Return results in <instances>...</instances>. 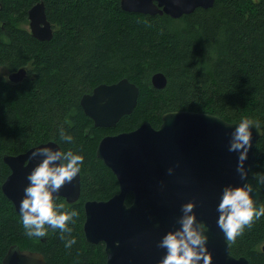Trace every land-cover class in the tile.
Masks as SVG:
<instances>
[{
    "label": "trees",
    "instance_id": "1",
    "mask_svg": "<svg viewBox=\"0 0 264 264\" xmlns=\"http://www.w3.org/2000/svg\"><path fill=\"white\" fill-rule=\"evenodd\" d=\"M40 1L54 28L50 40L25 27L28 10ZM0 67L28 72L19 82L0 72V264L12 246L44 253L47 264H107L104 244L88 241L83 229L85 202L108 200L119 191L115 174L97 156L99 141L145 121L159 128L162 116L175 110L230 122L251 117L264 127V0H215L180 18L127 12L121 0H0ZM159 71L167 77L163 88L151 82ZM122 78L140 89L136 107L115 126H96L81 98ZM61 129L72 142L62 140ZM49 141L85 157L79 200L60 197L79 212L70 225L76 238L71 247L59 229L49 228L43 238L26 236L19 212L1 189L10 174L3 157ZM254 153L256 177L264 173V133ZM258 186V203H264V184ZM132 200L131 194L127 204ZM228 242L232 255L264 264V216Z\"/></svg>",
    "mask_w": 264,
    "mask_h": 264
},
{
    "label": "water",
    "instance_id": "2",
    "mask_svg": "<svg viewBox=\"0 0 264 264\" xmlns=\"http://www.w3.org/2000/svg\"><path fill=\"white\" fill-rule=\"evenodd\" d=\"M214 2L121 0V8L127 12L180 18L198 7H211ZM28 18L34 37L40 40L53 37L54 28L47 17L44 1L28 10ZM27 76V69L23 67L10 73L9 79L19 82ZM151 82L153 86L163 88L167 77L161 71L155 72ZM139 93L135 83L122 78L114 83L99 84L92 93L83 95L81 105L96 126L109 128L134 110ZM238 122L205 112L175 110L162 116L159 128L145 121L134 130L107 135L99 141L97 156L115 174L119 191L108 200L85 202L83 229L88 241L105 244L107 264H159L166 253V249L159 247V241L165 233L179 227L183 214L181 206L189 201L195 202L193 211L198 223L207 225L211 264H251L246 256L231 254L230 244L217 224V206L225 187L251 182L257 203L263 194L259 186L255 187L256 177L252 172L255 167L254 147L264 132L254 123L252 147L244 162L248 175L242 179L237 171L239 153L229 151L231 132ZM56 143H41L26 152L3 157L11 172L1 188L16 211L19 212L20 201L25 195L27 174L42 159L31 160V153L45 144L59 147ZM170 168L173 171L169 172ZM130 193L133 202L129 207L126 206V197ZM57 195L68 203L78 201L81 172L72 182L63 185ZM2 264H47V259L40 251L12 246Z\"/></svg>",
    "mask_w": 264,
    "mask_h": 264
},
{
    "label": "clouds",
    "instance_id": "3",
    "mask_svg": "<svg viewBox=\"0 0 264 264\" xmlns=\"http://www.w3.org/2000/svg\"><path fill=\"white\" fill-rule=\"evenodd\" d=\"M258 126L259 121L250 117H241L231 132L229 151L239 153L237 171L244 179L248 173L244 169V162L252 147L253 125ZM60 137L64 142H72L70 134L60 130ZM53 148L50 144L35 148L29 157L31 160L39 159L32 170L27 174L28 184L24 188V198L20 201L19 214L28 237H46L48 229L60 230V238L66 241L65 246L71 247L76 243L72 236L75 218L79 212L75 208H68L60 198L61 187L70 183L80 174L84 163L82 152L67 150L60 143ZM242 150V151H241ZM173 169H169V172ZM264 184V173L256 174V185ZM254 185L246 182L239 186H227L217 206L219 212L217 224L224 232L228 241H234L245 226H251L254 219L264 216V203H257L254 195ZM126 206H129L126 201ZM194 201L181 206L182 215L179 227L165 233L159 241V247L166 249V253L159 264H211L212 256L208 250L206 235L207 225L197 221L193 211ZM67 234V235H65Z\"/></svg>",
    "mask_w": 264,
    "mask_h": 264
},
{
    "label": "rangeland",
    "instance_id": "4",
    "mask_svg": "<svg viewBox=\"0 0 264 264\" xmlns=\"http://www.w3.org/2000/svg\"><path fill=\"white\" fill-rule=\"evenodd\" d=\"M28 20H29V18H28ZM25 25V24H24ZM23 25V26H24ZM26 28H29V30H30V26H29V23H28V25H26L25 26ZM31 31V30H30ZM0 72H1V74H3L4 76H8V78H9V75H10V73L4 68V67H0Z\"/></svg>",
    "mask_w": 264,
    "mask_h": 264
},
{
    "label": "flooded vegetation",
    "instance_id": "5",
    "mask_svg": "<svg viewBox=\"0 0 264 264\" xmlns=\"http://www.w3.org/2000/svg\"><path fill=\"white\" fill-rule=\"evenodd\" d=\"M9 80H10V79H9ZM10 81H11V80H10ZM97 86H98V85H97ZM94 88H95V87H94ZM102 138H103V137H102ZM7 166H8V165H7ZM9 170H10V171H9V173H10V172H11V169L9 168ZM1 189H2V188H1ZM131 194H132V193H130L129 195H131ZM129 195H128V196H129ZM132 195H133V194H132ZM128 196H127V197H128ZM127 197H126V199H127ZM11 202H12V201H11ZM132 202H133V200H132ZM132 202H131V203H132ZM131 203L128 204V205H131ZM103 244H104V243H103ZM104 246H105V244H104ZM105 253H106V252H105ZM106 257H107V256H106Z\"/></svg>",
    "mask_w": 264,
    "mask_h": 264
},
{
    "label": "bare ground",
    "instance_id": "6",
    "mask_svg": "<svg viewBox=\"0 0 264 264\" xmlns=\"http://www.w3.org/2000/svg\"><path fill=\"white\" fill-rule=\"evenodd\" d=\"M46 6V5H45Z\"/></svg>",
    "mask_w": 264,
    "mask_h": 264
}]
</instances>
